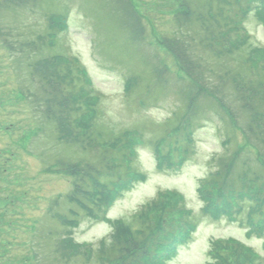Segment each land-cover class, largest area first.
<instances>
[{"label": "rangeland", "instance_id": "obj_1", "mask_svg": "<svg viewBox=\"0 0 264 264\" xmlns=\"http://www.w3.org/2000/svg\"><path fill=\"white\" fill-rule=\"evenodd\" d=\"M184 1L200 17L179 25L174 17L184 11ZM208 1L126 0L138 18L135 28L130 25L132 31L119 0H0V264H104L101 241L113 253L125 243L111 238L114 224L122 223L137 240L152 233L164 239L162 235L171 236L167 231L178 228L177 204L192 213L197 228L164 264L248 262L228 247H213L217 239L239 240L264 259V234L249 233L238 216L235 222L223 215L214 218L198 192L205 177L225 167L222 158L229 161L244 143L241 133L222 113L218 100L205 92L193 98L195 109L185 138V94L194 86L164 46L168 39L185 44L198 75L227 68L240 72V56L264 67V25L254 10L240 20L247 44L239 32L240 36L232 35L231 41L242 49L239 54H216L215 49L224 50L217 40L212 47L201 43L206 36L201 18ZM234 5L226 15L237 25L235 13L244 6ZM49 59L55 63L47 66L48 73L56 66L64 73L52 78L60 84L55 92L48 85V73L41 70L40 61ZM78 63L92 82L95 101L99 98L92 120L77 117L81 114L75 99L86 97L82 87H90L84 85ZM128 82L133 86L126 92ZM223 90L220 87L216 95ZM224 92L237 109L231 91ZM65 98L68 103L63 106ZM86 121L95 126L92 135ZM125 135L139 144L133 146L134 153L128 148L133 141L127 142ZM112 137L117 139L111 145ZM157 141L165 158L162 166L153 148ZM110 153L117 155L120 167L106 170ZM180 157V167L167 163ZM115 159L110 157V163ZM249 167L257 168L255 159L242 153L236 171ZM105 170L109 173L99 178L96 172ZM135 170L145 179L132 183L102 215L99 183L111 185L116 171ZM168 192L182 195L183 202L165 196ZM213 197L211 202L216 193Z\"/></svg>", "mask_w": 264, "mask_h": 264}, {"label": "trees", "instance_id": "obj_2", "mask_svg": "<svg viewBox=\"0 0 264 264\" xmlns=\"http://www.w3.org/2000/svg\"><path fill=\"white\" fill-rule=\"evenodd\" d=\"M119 2L122 4L121 7H123L122 10L124 11L122 14L124 15V18L126 17L125 21L128 24L127 25L123 22L124 25L131 28L130 25L133 23V27L135 28L138 24V18L131 7V4L126 2V0H119ZM234 4L244 6L239 7L238 11L235 13L236 20L239 18L237 21L235 20L237 25H234L233 23L230 24L229 18L226 15L228 7L236 6ZM184 6V11H180L174 17V20L179 22V25L193 23L195 20L199 19L200 16L197 17V13H195L186 2L184 3ZM181 8H183V5ZM252 10L255 11V15L259 22L264 25V0L208 1V3H206L205 13L201 18H204L201 24L202 27H204V33L206 34V36L202 38L201 43L206 47H212L211 42L214 44L217 42L220 45H223L224 50H214L215 53L220 54V56H224L225 54L228 57H232L239 54L236 52H239L242 49L239 48L234 41H231L235 40L232 35L236 34V37L241 35V37H243V44H247L249 38L242 25L243 22L240 20L245 18V16ZM131 30L133 31L132 28ZM238 32L240 35L237 34ZM40 37L42 38V36ZM214 40L217 41L215 42ZM205 41L208 43L205 44ZM32 43L34 44L35 42ZM164 44H167L164 45L165 48L181 66V70L186 73L188 79L194 86V91H189L185 94L187 97L185 100L187 114L184 115L183 119L186 125L183 128L186 133L185 138L187 136L188 128L191 127V117L195 109L193 106V98L196 96L198 99L199 96H202L201 94L206 92L210 97L214 98L215 101L218 100V107L221 108L222 113L228 117L230 122H233L235 129L241 133L244 141V143L236 149L229 161V158H222L221 162H225V167L223 169L221 168L220 170L209 174L202 180L198 192L200 196L207 201V209L205 208L207 213L214 218H219L221 215L226 216L233 220V222L237 221L236 216H238V218L244 220L251 229V232L249 233L255 234L258 237L262 236L264 234V67L258 65L253 66L247 56H245V58H241L240 56L236 60L241 67L242 71L240 72L227 68L220 73H209V76L198 75L197 71L193 69L194 63H192L187 55L185 44L170 39L165 40ZM256 52L259 51L256 50ZM40 63H43V68H41V70L45 69L44 72L48 73L47 66L49 65L50 67L55 61L49 59L48 61H40ZM80 68L81 67L78 64L77 69L80 72L84 85H88V80L85 78L84 73ZM34 70H37V67H35ZM61 75L64 77V73L62 72V69L60 70L59 66H56L55 70L50 69L47 75L49 76L48 85L52 86L54 92L58 91L57 89L60 84L57 81L52 80V78L55 77L56 79H60ZM80 76L78 75L77 77ZM44 79L43 76V81ZM132 86L133 84L131 85V83L129 84L128 82L125 85V91L128 92ZM220 87L222 90L224 88L226 89L221 92L222 94L220 96H217L215 92L220 89ZM203 88H205V90H203ZM225 90L231 91L233 98L235 99L234 105L238 106L237 109H233V104H231L227 97L223 96ZM83 92H85L86 97L81 95L79 98L81 101L78 99V96L77 99H75L77 101V113L79 112L81 114L77 117L87 120V116H90V119L92 120L97 114L95 106L99 98L95 101V92L93 88L89 87L87 89L84 87L83 89L82 87V93ZM62 96L64 97V95ZM53 100H56V97H54ZM67 103L68 99L65 98L63 106H66ZM195 115L196 112L194 113V116ZM241 119L242 121L240 122ZM86 122L89 124V121ZM91 126L92 128H90ZM88 129V133L92 135L93 130H95L93 122L92 124L90 122ZM99 135L104 136L102 133ZM106 138H110V135ZM125 138L127 139V142L133 141L129 136L125 135ZM116 139L117 137H112L109 144H114ZM91 140H93V137ZM119 140H121V138ZM105 143L106 141H104L103 137L101 144L105 145ZM158 144L159 142L157 141L153 148L159 159V164L162 166V161L165 158L163 159L158 148H156ZM134 145L136 146L139 144L133 141L128 147L133 153L135 151L133 148ZM176 145L179 146V141H176ZM180 148L183 152L187 151L185 148L183 149V147ZM126 150L128 152V149ZM242 153L246 156H253L257 168L249 167L244 170L240 169L239 171H236V166ZM110 154L108 157L105 156L104 168H107L106 170L113 169L114 166L116 168L120 167V164L118 166L117 162L119 158L115 157L117 155H113V153ZM171 155L172 151H169L167 156L170 157ZM110 157L112 159L116 158L115 163H110ZM183 161V157H180L176 161L169 159L167 163L170 166L175 165V167H180L183 164ZM127 163H130V161ZM128 167L131 169L130 165ZM106 170L105 172H96V174L99 175V178L106 177L105 173L108 172ZM88 173H91V171L89 170L86 174ZM126 173L127 172L118 173L116 171L114 174L115 176L111 177V185L106 182L99 183L102 189L98 191V194H100L101 202H104L103 207L100 209L102 215L105 216L108 207L114 203L123 191L128 190L132 183L143 181L145 179V177L142 174L137 173L136 170L130 171L128 174ZM81 175L84 177L83 175H85V173H81ZM97 187H95V189ZM102 192H105V194H102ZM214 193H216V200L211 202V200L215 198L213 197ZM168 194H165V196L172 197V199L176 198L177 203H182L183 198L179 194L175 192H168ZM147 206L150 205L148 204ZM183 206L184 205H176V210L180 213L175 220V223L178 224L177 230L174 232L171 229L167 231L171 236L162 235L164 239H159L160 233H152V235H148L143 240H137L129 228H125L122 223L117 222L114 224L115 230L111 234V238L118 242L119 240L124 239L125 243L123 245L120 244V248L117 250L114 249L113 253V249H105V243L101 241L102 250L100 251L102 252V256L100 261L104 260V264H164L175 255L178 247L185 245L191 239V235L195 232L197 227V224L192 219V213L186 210ZM83 207H86L88 212H90L87 206ZM163 226L165 225L161 224L160 227ZM212 246L215 248L228 247L234 252L243 254V261L248 262L240 264H262L259 257L250 247L236 240H219L213 242ZM219 262L220 261H217L213 264H220Z\"/></svg>", "mask_w": 264, "mask_h": 264}]
</instances>
